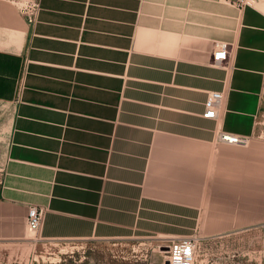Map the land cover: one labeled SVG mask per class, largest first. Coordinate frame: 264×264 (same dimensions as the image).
Instances as JSON below:
<instances>
[{
    "label": "crops",
    "instance_id": "0c3cea01",
    "mask_svg": "<svg viewBox=\"0 0 264 264\" xmlns=\"http://www.w3.org/2000/svg\"><path fill=\"white\" fill-rule=\"evenodd\" d=\"M37 1L31 23L0 0V257L24 263L31 206L41 238L256 230L264 255V9ZM211 91L224 94L215 119L202 116Z\"/></svg>",
    "mask_w": 264,
    "mask_h": 264
},
{
    "label": "rangeland",
    "instance_id": "374dc122",
    "mask_svg": "<svg viewBox=\"0 0 264 264\" xmlns=\"http://www.w3.org/2000/svg\"><path fill=\"white\" fill-rule=\"evenodd\" d=\"M253 3L264 9V0ZM255 137L264 141V84ZM25 229L24 241L30 243L24 249V263L19 264H170L167 241L160 237L133 234L123 238H41L39 229L28 230L26 224ZM9 251L17 256L15 249ZM263 256L262 236L256 230L195 237L193 264H264ZM0 264L17 263L8 255V259L0 257Z\"/></svg>",
    "mask_w": 264,
    "mask_h": 264
},
{
    "label": "built area",
    "instance_id": "2783aa9c",
    "mask_svg": "<svg viewBox=\"0 0 264 264\" xmlns=\"http://www.w3.org/2000/svg\"><path fill=\"white\" fill-rule=\"evenodd\" d=\"M17 6L21 14L24 15L28 22L33 23L36 20L39 11V2L37 0H9ZM242 8L254 2V0H222ZM228 58L227 45L222 43L220 48H217L212 53L214 62H224ZM224 94L221 91L209 92L205 101V109L202 116L205 118L215 119L218 115V110L221 107ZM219 138L227 143L245 145L247 138L238 136L233 133L222 131ZM43 218V210L35 206H31L26 214V226L28 230L36 231L41 225ZM167 256L170 264H193L195 256V237L182 236L170 237L166 239Z\"/></svg>",
    "mask_w": 264,
    "mask_h": 264
}]
</instances>
